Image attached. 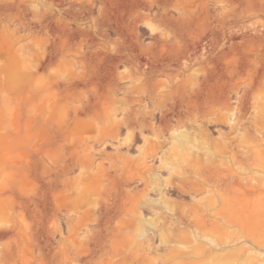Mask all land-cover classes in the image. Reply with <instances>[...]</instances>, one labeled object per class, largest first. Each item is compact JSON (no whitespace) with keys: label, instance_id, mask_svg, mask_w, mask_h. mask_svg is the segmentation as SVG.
Instances as JSON below:
<instances>
[{"label":"rangeland","instance_id":"1","mask_svg":"<svg viewBox=\"0 0 264 264\" xmlns=\"http://www.w3.org/2000/svg\"><path fill=\"white\" fill-rule=\"evenodd\" d=\"M0 264H264V0H0Z\"/></svg>","mask_w":264,"mask_h":264},{"label":"bare ground","instance_id":"2","mask_svg":"<svg viewBox=\"0 0 264 264\" xmlns=\"http://www.w3.org/2000/svg\"><path fill=\"white\" fill-rule=\"evenodd\" d=\"M205 124H200V131L206 132ZM235 128H238V126L236 125ZM221 153L217 157L220 158L217 161L212 158L213 156H210L208 151L200 153V193L207 192L208 194H212L204 202L203 213L205 218L212 223L224 222L229 224L232 220L230 216V218L228 217L229 213L227 214L226 210L232 208V201L230 199L231 192L235 193L238 190L236 188L240 187H245L249 190L261 184L256 183L251 173H237L221 160V158H233L235 153L232 149L230 151L226 149L223 152L221 151ZM214 161L219 164H214ZM214 195L217 198H214ZM179 220L182 222L181 219ZM220 248L219 250H225L227 245L222 243L220 244Z\"/></svg>","mask_w":264,"mask_h":264}]
</instances>
